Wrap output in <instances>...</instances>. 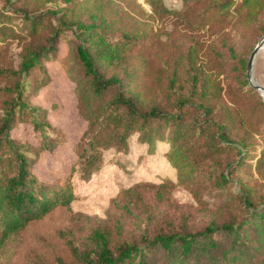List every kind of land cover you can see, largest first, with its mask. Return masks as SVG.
I'll return each mask as SVG.
<instances>
[{"label": "trees", "instance_id": "16d2710c", "mask_svg": "<svg viewBox=\"0 0 264 264\" xmlns=\"http://www.w3.org/2000/svg\"><path fill=\"white\" fill-rule=\"evenodd\" d=\"M147 2L158 14L166 11L162 0ZM207 2L209 14L199 23L221 15L225 21L240 22L251 29L258 27L257 33H264V0ZM100 9L97 5L68 24L62 15L58 21L60 28H73L68 51L59 60L74 81L78 112L86 121L73 146L77 158L74 170L76 167L83 178L89 177L99 168L104 150L126 151L132 135L151 152L157 141H163L167 144L163 156L175 169L177 181L190 188L211 181L208 192L213 193L214 186L217 192L213 194L228 193L225 207L232 208V214L196 230L184 226L156 229L138 240L111 243L106 234L98 232L92 256H82L80 264H264V196L257 195L247 176L241 175L249 173L252 165L259 169L264 152L252 164L246 159L252 146L235 133L243 119L251 125L250 119L256 115H246L251 110L261 112L253 131L264 133V102L247 86L244 60L238 59V81L229 86L233 93L232 114H216L217 103L207 101L211 84L199 82L196 69H200L194 65L186 70L187 90L177 84L173 71L166 85L165 101L149 100L141 83V62L129 64L127 55L131 47L143 43L142 33L132 25L120 24L119 17L108 18ZM16 17L24 19L30 33L40 29L43 18L20 8L19 14L7 16V21ZM5 29L0 26V40L4 39ZM57 31L59 27L45 43L22 52L18 67L8 73L12 82L4 88L8 99L0 116V248L30 221L75 199L70 178L46 184L31 170L34 157L51 148L56 137L63 138L62 134L53 138L47 133L50 126L42 110L28 100L47 82L43 60L56 57ZM108 66L120 70L106 74ZM242 96L252 103L251 110L242 107ZM14 121L30 123L39 135L36 146L19 142L9 134ZM210 167L213 168L208 170ZM233 184L235 190L231 189Z\"/></svg>", "mask_w": 264, "mask_h": 264}, {"label": "rangeland", "instance_id": "374dc122", "mask_svg": "<svg viewBox=\"0 0 264 264\" xmlns=\"http://www.w3.org/2000/svg\"><path fill=\"white\" fill-rule=\"evenodd\" d=\"M166 11L158 14L147 0H0V26H6L0 40V116L8 93L4 88L12 82L9 72L18 67L22 52L31 46L45 43L56 27V57L43 60L47 82L31 93L28 100L38 106L48 121L53 138L62 134L51 148L34 157L31 170L43 183L62 182L70 178L75 199L67 206H57L43 217L30 221L22 230L11 235L0 248V264H80L81 257L92 256L96 234L102 232L114 243L122 239L138 240L150 236L156 229L184 226L196 230L209 222H219L231 216L226 208L228 193H213L212 182L191 188L180 184L175 169L165 160L167 144L157 141L154 151L146 150L134 135L129 136L126 151L106 149L102 162L87 178L76 167L73 146L82 134L86 121L80 116L73 91L74 81L60 63L68 51V40L73 37L72 27L60 28L59 16L68 24L84 17L100 5L101 12L120 24L134 26L143 36V43L127 52L128 63L141 62V83L149 100H164L166 85L176 73L177 84L187 90V68L194 65L200 83L211 84L208 103H217L216 114H232L233 95L230 85L238 81V59L245 64L257 42V28L225 21L221 15L199 23L206 14L209 2L194 0H162ZM20 8L34 15H42L41 27L30 33L24 19L7 16L19 14ZM204 13V14H203ZM57 30V29H56ZM120 70L106 67V74ZM244 73L246 77L245 65ZM251 80L264 86V50L253 59ZM35 76H39L35 74ZM247 81V78H246ZM251 87L264 102L260 93ZM220 102V103H219ZM242 96L246 110L253 106ZM238 127V137H244L252 146L247 160L255 163L264 152V133L253 127L259 123L260 111ZM248 126L245 130V127ZM9 134L29 146L38 144L39 135L26 121H14ZM251 168L247 176L257 195L264 196V158L259 169ZM73 168V171H72ZM213 167L207 168L210 170ZM204 172V170L202 171ZM245 173V174H244ZM201 182V176L198 178ZM232 190L236 185L231 186ZM220 192V191H219ZM235 212V211H234Z\"/></svg>", "mask_w": 264, "mask_h": 264}, {"label": "water", "instance_id": "95a60500", "mask_svg": "<svg viewBox=\"0 0 264 264\" xmlns=\"http://www.w3.org/2000/svg\"><path fill=\"white\" fill-rule=\"evenodd\" d=\"M264 47V33L259 37V39L257 40V42L254 44V46L252 47L250 54L247 58L246 64H245V71H246V78L248 83L258 92L263 89L264 90V86L254 83L251 80V66H252V62L254 59V56L260 51V49H262Z\"/></svg>", "mask_w": 264, "mask_h": 264}, {"label": "bare ground", "instance_id": "6f19581e", "mask_svg": "<svg viewBox=\"0 0 264 264\" xmlns=\"http://www.w3.org/2000/svg\"><path fill=\"white\" fill-rule=\"evenodd\" d=\"M260 50H264V47L262 48V49H260ZM259 93H260V95L262 96V98L264 99V90L263 89H261L260 91H259Z\"/></svg>", "mask_w": 264, "mask_h": 264}]
</instances>
